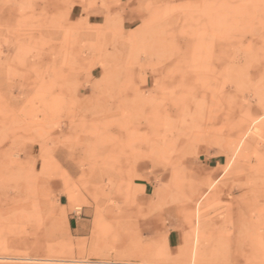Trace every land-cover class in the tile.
I'll list each match as a JSON object with an SVG mask.
<instances>
[{"label":"rangeland","instance_id":"obj_1","mask_svg":"<svg viewBox=\"0 0 264 264\" xmlns=\"http://www.w3.org/2000/svg\"><path fill=\"white\" fill-rule=\"evenodd\" d=\"M105 262L264 264V0H0V264Z\"/></svg>","mask_w":264,"mask_h":264},{"label":"crops","instance_id":"obj_2","mask_svg":"<svg viewBox=\"0 0 264 264\" xmlns=\"http://www.w3.org/2000/svg\"><path fill=\"white\" fill-rule=\"evenodd\" d=\"M176 215L167 209L155 210L143 216L137 223L138 231L151 239H163L173 244L177 231Z\"/></svg>","mask_w":264,"mask_h":264},{"label":"bare ground","instance_id":"obj_3","mask_svg":"<svg viewBox=\"0 0 264 264\" xmlns=\"http://www.w3.org/2000/svg\"><path fill=\"white\" fill-rule=\"evenodd\" d=\"M252 127H253V126H252ZM256 128H257V126H256ZM253 129H254V128H253ZM256 131H257V130H256ZM256 131H255V132H256ZM248 132H250V131H248ZM248 132H247V133H248ZM250 134H251V133H250ZM105 264H110V263H106V262H105Z\"/></svg>","mask_w":264,"mask_h":264}]
</instances>
